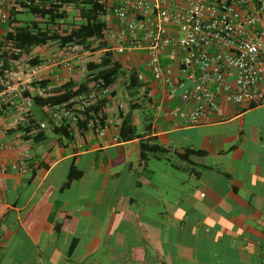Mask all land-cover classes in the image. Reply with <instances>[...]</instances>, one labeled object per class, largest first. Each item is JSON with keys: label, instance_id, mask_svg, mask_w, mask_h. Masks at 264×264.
<instances>
[{"label": "crops", "instance_id": "0c3cea01", "mask_svg": "<svg viewBox=\"0 0 264 264\" xmlns=\"http://www.w3.org/2000/svg\"><path fill=\"white\" fill-rule=\"evenodd\" d=\"M121 81L104 137H0L14 147L0 169L29 156L24 172H0V264H264V104L222 103L202 125L176 124L181 92L146 77L154 100L133 113L140 137L115 141L129 105ZM142 138L170 151L144 161Z\"/></svg>", "mask_w": 264, "mask_h": 264}, {"label": "built area", "instance_id": "2783aa9c", "mask_svg": "<svg viewBox=\"0 0 264 264\" xmlns=\"http://www.w3.org/2000/svg\"><path fill=\"white\" fill-rule=\"evenodd\" d=\"M104 1L111 12L107 48L92 52L82 45L51 48L49 44L39 47L41 52L9 60V52L20 50H9L12 43L4 44L13 26L8 1L0 0V137L15 132L35 116L34 96L47 98L70 80L80 81L89 73L87 64L101 61L106 52L124 65L129 58L139 56L132 68L146 65L168 96L181 92V104L172 112L176 124L202 125L220 111L222 103L244 107L264 104V0ZM92 56L96 57L90 59ZM34 58L39 62L33 64ZM140 78L145 80L146 76L140 73ZM42 82L47 85H35ZM97 86L99 92L41 109L48 122L40 121V129L34 133L45 131L50 120L59 126L77 127L85 121L88 108L111 96L113 89L105 88L104 82ZM25 92L31 95L26 97ZM107 126L100 118L89 124L101 137L106 136ZM13 148L0 142V151ZM28 160L23 154L0 172L22 173Z\"/></svg>", "mask_w": 264, "mask_h": 264}, {"label": "trees", "instance_id": "16d2710c", "mask_svg": "<svg viewBox=\"0 0 264 264\" xmlns=\"http://www.w3.org/2000/svg\"><path fill=\"white\" fill-rule=\"evenodd\" d=\"M17 4L10 11L12 30L8 32L4 44L12 43V48L20 50L19 53H8L9 60L20 59L30 55L37 48L52 44L51 48H66L70 45H82L85 49L92 52L107 48L106 36L111 29L110 10L104 0H14ZM72 7L79 17V21L70 25L68 29L67 19L70 14L67 7ZM22 14L32 15L33 20L22 21L19 16ZM39 62L38 58L32 60L33 64ZM89 73L79 80H70L62 85L55 92L42 98L34 96L35 108L44 109L47 106H59L71 103L72 100L101 89L97 84L104 82L105 88L113 89L110 97L100 99L97 103L88 108L84 115L85 121H81L77 127L69 125H57L50 120V129L61 138L74 141L77 138H85L86 134L92 130L89 127L91 121L96 118L101 119L103 125H107L106 108L110 99L117 96L114 89L122 80L125 84L127 97L129 100L128 110L120 109L121 124L119 127V139L122 141H131L140 137L137 128L134 125L133 113L144 107L146 103H152V89L149 83L141 80V70L137 68L126 69L123 62L115 59L111 52H106L101 61L94 60L88 64ZM36 86L45 87L46 82L36 83ZM31 94L25 92L28 97ZM40 129L35 116L30 122L19 125L16 131L24 132L26 139L35 141L43 140L46 136L44 130L37 134L35 129ZM94 131V130H93ZM141 158L147 161L150 156H157L168 153L170 150L153 143L152 139L140 141ZM203 155L201 151L196 152ZM183 159H187V153L179 154ZM80 173H78L79 175ZM72 172L70 184L74 177Z\"/></svg>", "mask_w": 264, "mask_h": 264}, {"label": "rangeland", "instance_id": "374dc122", "mask_svg": "<svg viewBox=\"0 0 264 264\" xmlns=\"http://www.w3.org/2000/svg\"><path fill=\"white\" fill-rule=\"evenodd\" d=\"M10 4H12L11 6H10V8L12 9L14 6H16V2L14 1V0H12L11 1V3ZM67 10L69 11V14H70V16H69V18L67 19V23H68V29H70V25L71 24H73V23H76V22H78L79 21V17H78V13L72 8V7H67ZM19 19L20 20H22V21H26V20H33L34 19V17L32 16V15H26V14H22V15H20L19 16ZM110 20V19H109ZM36 51H38V52H41V50H39V49H36ZM96 56H92V57H90V59H94ZM128 64H125V68L126 69H130V68H128V66H127ZM144 74H145V76L147 77V79L149 80H154L153 79V76H152V74H151V72H144ZM123 81H121V83H122ZM115 88H117V86L115 87ZM118 90H122L120 93L121 94H118L119 96H120V98L122 99V102H125V100H126V97H127V91H126V87H125V84L124 83H122L121 84V86H120V88H118ZM115 107V111L116 110H118V107L116 108V106H114ZM34 113H36V114H38V116L40 117V119H43L42 121H44V122H48V119H47V116H45V114H44V112L42 111V110H40V109H38V108H35L34 109ZM51 127H50V125L49 124H47V127H46V130L45 131H48V136L51 138V139H54V138H58V136L56 135V134H54L52 131H51V129H50ZM44 148L46 147V145L45 146H43Z\"/></svg>", "mask_w": 264, "mask_h": 264}]
</instances>
